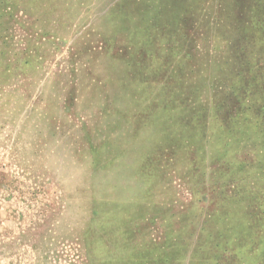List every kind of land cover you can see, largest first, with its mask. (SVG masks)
<instances>
[{"label":"rangeland","instance_id":"obj_1","mask_svg":"<svg viewBox=\"0 0 264 264\" xmlns=\"http://www.w3.org/2000/svg\"><path fill=\"white\" fill-rule=\"evenodd\" d=\"M262 94L264 0H0V264H264Z\"/></svg>","mask_w":264,"mask_h":264},{"label":"trees","instance_id":"obj_2","mask_svg":"<svg viewBox=\"0 0 264 264\" xmlns=\"http://www.w3.org/2000/svg\"><path fill=\"white\" fill-rule=\"evenodd\" d=\"M259 102L261 103V106L257 110L259 111L258 112V116L260 118V123L258 122L257 125H259V127L261 128V131L264 133V94H262V99ZM256 105H258V104L256 103ZM235 107H240V108H244V109L243 110L234 109V112H233V108H232V110H228L227 115L222 119V123L224 121V124H226L228 126V128H229L227 130L225 129L226 133L227 134L231 133V136H233V134H234L233 132H235L239 127H246L247 126V123H245L243 120H246V119L248 120L249 118H251L249 116H246V115H248L246 110L251 108V104L250 103L249 104L245 103L244 105L240 104V105L235 106ZM222 111L223 110H221V112ZM219 229L220 228H216L215 229V226L213 225L212 229L210 230L211 233L209 235H211L212 232H215V233L219 234V237L222 238L221 235L223 234L222 233L223 231L219 230ZM209 241H210V243H212L211 239ZM212 244L215 247L218 246V244H214V243H212ZM203 252H205V251L203 250Z\"/></svg>","mask_w":264,"mask_h":264}]
</instances>
